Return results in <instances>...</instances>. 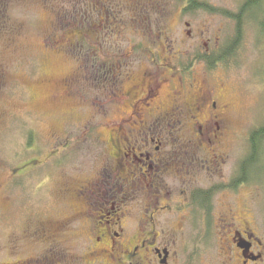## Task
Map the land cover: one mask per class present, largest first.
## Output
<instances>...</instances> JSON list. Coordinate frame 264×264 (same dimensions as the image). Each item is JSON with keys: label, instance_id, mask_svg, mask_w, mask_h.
Instances as JSON below:
<instances>
[{"label": "rangeland", "instance_id": "obj_1", "mask_svg": "<svg viewBox=\"0 0 264 264\" xmlns=\"http://www.w3.org/2000/svg\"><path fill=\"white\" fill-rule=\"evenodd\" d=\"M198 1L212 10H191L185 0H0V264L92 260L86 258L93 243L77 216V190L101 173H114L108 141L119 121L134 117L129 101L118 112L100 107L115 89L109 79L96 77L100 65L117 73L119 93L145 74L161 84L162 103L134 117L152 128L125 133L132 141L159 136L169 153L180 156L181 167L168 168L173 176L152 226L160 233L155 243L171 250L169 264H245L234 245L236 231L253 235L256 258L247 264H264V149L250 169L252 181L229 184L251 153V132L264 126V35L247 19L225 62L175 74L172 66L186 67L195 47L220 50L235 39L236 21L227 14L245 0ZM173 56L179 57L171 61ZM192 75L206 79L219 106H226L217 140L206 130L197 136L192 127L206 122L209 110L173 108L171 96L182 90L181 80L192 83ZM192 94L189 89L181 101ZM210 186L209 215L201 207L181 209L183 189ZM128 202L135 208L133 233L149 199L141 192ZM69 219L73 225L59 228ZM42 229L57 237L43 243Z\"/></svg>", "mask_w": 264, "mask_h": 264}, {"label": "flooded vegetation", "instance_id": "obj_2", "mask_svg": "<svg viewBox=\"0 0 264 264\" xmlns=\"http://www.w3.org/2000/svg\"><path fill=\"white\" fill-rule=\"evenodd\" d=\"M215 51L217 50H214V48L196 50L195 47V51L190 55V63L186 67L181 63L179 65L174 64L172 69L177 72L175 74L187 73L191 65L198 66L202 64V69H209L205 59L200 58V56L211 55ZM178 57L173 56L170 60L172 61ZM103 67L105 66L100 65L95 69L96 77L102 76L105 79H109L111 88L115 87V89L101 100V108L108 106L109 110L115 109V112H118V105L129 101V107L131 112L134 113V117H142L140 114L144 109L151 107L154 102L162 103V99L159 96L161 84L150 82L149 78L152 75L145 74L146 77L141 83L132 84L133 88L131 90L128 89L119 93V87L115 86L117 73H110L109 69L106 70ZM192 76V83L185 85L181 80L182 90H175L171 96L174 104L173 108L174 110H209L211 114H209L207 121L204 123L195 122L192 127L197 132V136L203 135L206 130L209 139L213 137L217 140L218 133L222 130V123L225 121L223 115L226 106H219L217 98L214 96L213 88L208 85L206 79H198L194 75ZM189 89L193 90L195 94H192L191 99L181 101L182 98H185L184 95L187 94ZM119 94L121 95L119 96ZM184 102L185 104H183ZM124 104L126 105V103ZM111 105L113 107L109 108ZM154 108L160 110L161 106H154ZM134 117L122 119L125 122L121 123V125L119 121V124L114 128L117 132L116 135L110 142L108 141V145L112 148L113 156L115 157L114 173L111 175L101 173L94 180L80 185L77 190V197L80 201V208L77 210L79 215L77 216H79V221H83L88 225L91 231L90 239L92 238L93 243L90 246L89 253L86 254V258H92L90 260L92 263L90 261L86 263L83 260L84 264H169L171 261V250L169 247H160L155 243L158 241L160 233H156L157 229L156 231L153 230L152 226L158 224L159 217L162 215L157 210L161 208L159 203L163 192L169 188L167 179L173 176L172 173H167L168 168H180L181 159L177 153L168 152V142L159 136L146 135L145 138L132 141L125 133V128H152L145 121L135 122ZM203 139L206 138L203 137ZM143 148L145 151L137 154V151H142ZM109 153L112 154L111 151ZM180 174L176 173L174 175L180 177ZM239 175L241 176L239 177ZM239 175L229 183L231 188H238L246 184L244 173H239ZM108 178L113 186L109 183V180L107 182ZM239 178H241V181L238 182ZM210 188L212 186L203 189ZM198 189H201V187L193 189L186 187L182 190L180 199L184 203L181 202L183 204L180 205L181 209L183 207L184 209L189 207L202 208L195 200ZM141 192L144 194L145 199H149V203L143 207V214L140 210L138 212L139 216L135 217V221L140 224L139 229L130 233V224L134 218L135 208H130L128 201L131 197L136 198L138 193ZM169 197L171 198L172 196L169 195ZM169 210L173 211L175 209L170 205ZM179 216H181V213ZM68 224L73 225L70 219L67 222L63 221L59 228L65 230L67 226H70ZM46 231L48 230L46 229ZM55 235L44 232V229L40 230V234H38L43 243H51L57 237ZM233 238L234 245L242 255L245 264H247V261L256 258L253 253L254 242L252 233L236 231ZM106 241L109 242L106 244ZM37 263L48 264L49 260L47 262L39 260Z\"/></svg>", "mask_w": 264, "mask_h": 264}, {"label": "trees", "instance_id": "obj_3", "mask_svg": "<svg viewBox=\"0 0 264 264\" xmlns=\"http://www.w3.org/2000/svg\"><path fill=\"white\" fill-rule=\"evenodd\" d=\"M188 4V8L191 10L203 7L206 9H211L205 3H199L198 0H185ZM229 17L236 21V34L235 39L231 40L226 47L214 52L211 55H201L200 58L205 59L209 68L214 67L219 62H225L229 56L234 52L235 46L240 41L243 33V28L247 19L254 20L259 27L261 34L264 35V0H245L237 12H228ZM250 143H251V153L249 156L244 159L239 168L238 173H244V180L250 181L253 178V175L250 174V169L254 164L260 160V154L264 149V126L255 128L250 134ZM241 175H239L240 177ZM250 177V178H249ZM243 178V177H242ZM241 181V178L238 179V182ZM252 181V180H251ZM215 187L210 189H198L196 193V203L202 206L203 209L207 211L209 215L211 210V198L212 193ZM207 215V216H208ZM209 218V216H208Z\"/></svg>", "mask_w": 264, "mask_h": 264}]
</instances>
